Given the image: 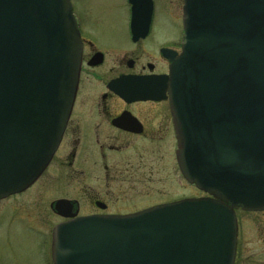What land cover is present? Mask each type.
Wrapping results in <instances>:
<instances>
[{
  "label": "water",
  "instance_id": "water-1",
  "mask_svg": "<svg viewBox=\"0 0 264 264\" xmlns=\"http://www.w3.org/2000/svg\"><path fill=\"white\" fill-rule=\"evenodd\" d=\"M127 2L138 41L153 4ZM182 27L165 78L177 162L186 181L223 202L57 225L52 264H233L235 210L264 211V0H183ZM81 52L70 0H0V200L26 191L49 165Z\"/></svg>",
  "mask_w": 264,
  "mask_h": 264
},
{
  "label": "flooded vegetation",
  "instance_id": "flooded-vegetation-1",
  "mask_svg": "<svg viewBox=\"0 0 264 264\" xmlns=\"http://www.w3.org/2000/svg\"><path fill=\"white\" fill-rule=\"evenodd\" d=\"M152 2L146 37L133 41L129 6L126 45L117 49L94 43L72 7L82 44L77 90L59 146L46 170L27 190L37 188L49 174L51 195L46 207L57 220L52 229L76 219L125 218L182 201L223 202L199 191L180 171L178 120L165 77H169L171 64L167 53L179 56L181 52L182 17L176 28L179 35L175 31L165 34L161 24L156 31L158 14L156 1ZM166 177H171L170 182L165 183ZM63 182L69 190L55 186ZM58 202L63 203L61 208H56ZM263 227L259 221L258 259L264 257ZM237 248L238 240L233 264Z\"/></svg>",
  "mask_w": 264,
  "mask_h": 264
},
{
  "label": "rangeland",
  "instance_id": "rangeland-1",
  "mask_svg": "<svg viewBox=\"0 0 264 264\" xmlns=\"http://www.w3.org/2000/svg\"><path fill=\"white\" fill-rule=\"evenodd\" d=\"M71 1L74 13L82 22L84 29L91 32L94 43L108 49L126 45L129 17L126 0ZM155 1L158 18L154 30L157 31L161 24L165 34L175 31L179 35L176 28L180 26L182 17L181 1ZM168 173L169 170L166 176ZM160 177L163 178L164 174ZM170 178L166 177L165 183L170 182ZM172 179L174 180V177ZM48 184L49 174L46 173L37 184V188L0 201V264H51L50 235L57 220L52 218L47 209L50 200L48 194L51 195L49 193L51 186ZM59 185L70 189L66 182L55 186ZM61 187L60 191L64 192L65 188ZM185 191L183 189L182 193L185 194L187 192ZM235 216L238 225L235 264H258V261L264 263V257L257 258L256 241L257 224L261 221L264 226V214L245 213L237 209Z\"/></svg>",
  "mask_w": 264,
  "mask_h": 264
}]
</instances>
